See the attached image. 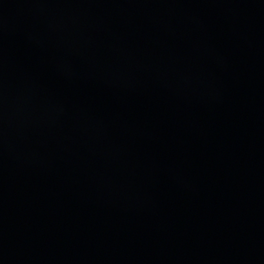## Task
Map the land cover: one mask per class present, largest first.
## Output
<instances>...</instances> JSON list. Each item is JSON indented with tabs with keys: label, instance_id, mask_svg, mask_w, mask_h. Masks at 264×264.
<instances>
[{
	"label": "water",
	"instance_id": "water-1",
	"mask_svg": "<svg viewBox=\"0 0 264 264\" xmlns=\"http://www.w3.org/2000/svg\"><path fill=\"white\" fill-rule=\"evenodd\" d=\"M0 264H264V0H0Z\"/></svg>",
	"mask_w": 264,
	"mask_h": 264
}]
</instances>
